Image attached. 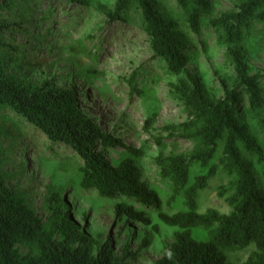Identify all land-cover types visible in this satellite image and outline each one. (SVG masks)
<instances>
[{
    "label": "trees",
    "instance_id": "obj_1",
    "mask_svg": "<svg viewBox=\"0 0 264 264\" xmlns=\"http://www.w3.org/2000/svg\"><path fill=\"white\" fill-rule=\"evenodd\" d=\"M24 1L33 0H0V140L23 124L34 128L49 146L72 152L80 163L78 187L115 201L117 219L150 226L154 214L159 223L174 229L172 243L155 264H264V73H253L245 52L253 38L264 49V0H230L231 9L222 12L216 11L213 0H174L177 14L162 10L157 0H64L77 8L92 4L107 22L139 27L152 58L175 78L167 84L168 94L183 108L185 121L156 129L157 116L150 115L143 126L155 134L150 136L159 147L154 165L159 179L171 188L170 201L182 200L171 213L163 210L159 193L142 178L135 159L141 151L102 133L80 110L73 90L27 86L6 71L10 53H22L5 40L20 29L22 14L14 11ZM204 27L227 47L233 69L232 78L219 79L220 95L187 68L188 36L202 35ZM139 71L126 82L142 95L141 88L135 90ZM171 140L191 147L165 153L164 142ZM111 147L124 148L131 157L113 165L105 159ZM1 148L0 264H129L114 255L108 241L93 248L96 242L83 233L62 192L48 193L43 205L48 217H38L24 194L7 186ZM210 182L216 183L227 213L199 211L197 199ZM152 230L158 233V226ZM194 231H202L206 240L196 239ZM20 247L26 248V255ZM246 249L250 252L243 263L227 256Z\"/></svg>",
    "mask_w": 264,
    "mask_h": 264
},
{
    "label": "rangeland",
    "instance_id": "obj_2",
    "mask_svg": "<svg viewBox=\"0 0 264 264\" xmlns=\"http://www.w3.org/2000/svg\"><path fill=\"white\" fill-rule=\"evenodd\" d=\"M91 1L93 4L100 0ZM157 1L162 10L177 14L174 0ZM213 2L217 12L231 9L230 0ZM91 5L79 9L64 0L20 2L14 12L22 14L23 22L5 43L22 53H10L6 71L27 86L73 90L80 110L97 122L102 133L141 151L142 156L135 159L145 184L159 193L164 211L175 212L182 200L170 201L171 188L159 179L154 165L159 147L150 136L155 134L143 130L150 115L157 116L156 129L185 121L183 108L168 94L167 84L175 78L152 58L148 38L139 27L107 22ZM200 34L188 36L187 68L202 77L210 91L220 95L219 79L233 77L227 47L218 43L208 27ZM251 40L245 49L248 64L253 73H264V49L254 38ZM138 69L135 90L141 88L142 95L132 91L126 82ZM18 127L10 131L11 137L0 140L5 182L10 189L24 194L38 217H48L43 209L48 193L60 191L69 200V210L83 233L96 242L94 249L108 241L114 255L129 264H155L162 257L164 247L173 241L174 229L159 223L154 214L150 226L117 219L115 201L78 187L80 163L71 157L70 150L49 146L45 136L25 124ZM164 145L165 153H182L191 147L182 140L165 141ZM106 153L105 159L113 165L131 157L121 147H111ZM210 183L197 199L199 211L215 208L227 213V207L218 199L216 183ZM152 226H158V233ZM193 234L198 240H206L202 231ZM19 251L27 254L26 248L20 247ZM249 252L246 249L227 256L233 263H243Z\"/></svg>",
    "mask_w": 264,
    "mask_h": 264
}]
</instances>
